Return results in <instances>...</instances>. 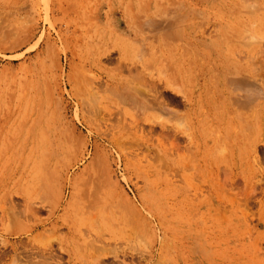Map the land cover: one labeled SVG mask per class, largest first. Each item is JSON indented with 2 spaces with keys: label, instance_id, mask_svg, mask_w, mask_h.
Here are the masks:
<instances>
[{
  "label": "rangeland",
  "instance_id": "1",
  "mask_svg": "<svg viewBox=\"0 0 264 264\" xmlns=\"http://www.w3.org/2000/svg\"><path fill=\"white\" fill-rule=\"evenodd\" d=\"M263 75L264 0H0V264H264Z\"/></svg>",
  "mask_w": 264,
  "mask_h": 264
},
{
  "label": "bare ground",
  "instance_id": "2",
  "mask_svg": "<svg viewBox=\"0 0 264 264\" xmlns=\"http://www.w3.org/2000/svg\"><path fill=\"white\" fill-rule=\"evenodd\" d=\"M203 73H204V72H203ZM205 74H206V73H205ZM236 75H237V74H236ZM247 75H248V74H247ZM259 76H260V75H259ZM261 76H262V75H261ZM263 76H264V75H263ZM230 79H231V78H230ZM261 79L263 80L264 78L262 77ZM202 81H203V79H202ZM232 81H233V80H232ZM234 82L236 83L237 81L234 80ZM234 82H233V83H234ZM202 83H203V82H202ZM229 83H231V81H229ZM233 83H232V85H233ZM235 83H234V84H235ZM239 83H240V82H239ZM237 84H238V82H237ZM240 84H241V83H240ZM244 84H245V82H244ZM242 85H243V84H242ZM244 86H245V85H244ZM201 91H202V90H201ZM263 92H264V91H263ZM263 92H261L260 95H261ZM243 95H244V94H242L241 96H243ZM245 97H246V96H245ZM260 97H262V95H261ZM260 97H259V98H260ZM263 97H264V93H263ZM263 97H262V98H263ZM242 98H243V97H242ZM247 98H248V97H246V99H247ZM246 99L244 98L243 100H240V101H242V102L244 101V103H245ZM249 99L251 100L250 96H249ZM235 100H236V99H235ZM250 100H249V102H250ZM249 102L246 101L247 104H249ZM262 102H263V101H262ZM244 103H243V104H244ZM260 107H261V106H260ZM253 108H254V107H253ZM258 109H259V108H258ZM257 112H258V111H257ZM259 112H260V111H259ZM254 113H255V112H254ZM252 114H253V111H252ZM256 114H257V113H256ZM250 115H251V114H250ZM260 115H261V114H260ZM256 116H257V115H256ZM9 117H10V116H9ZM5 119H6V118H5ZM8 119H9V118H8ZM12 119H13V118H12ZM14 120H15V119L12 120V123H13ZM252 120H253V119H252ZM1 121H2V120H1ZM249 121H251V120L249 119ZM5 122H6V121H5ZM8 122H9V121H8ZM252 122H253V121H252ZM2 123H3V121H2ZM19 124H22V123L20 122ZM251 124H253V123H251ZM3 125H4V123H3ZM22 125H24V124H22ZM22 125H21L20 127H22ZM5 126H6V125H5ZM2 127H3V126H2ZM2 127H1V125H0V135H1V132H2V129H1ZM7 127H8V126H7ZM20 127H18L19 130L21 129ZM254 127H255V126H254ZM25 128H26V127H25ZM262 128H263V126H262ZM9 129H10V127H9ZM12 129H13V128H12ZM256 129H257V128H256ZM259 129H260V128H259ZM13 130H14V129H13ZM15 130L19 131V130L17 129V127H16ZM15 130H14V132H15ZM17 131H16V132H17ZM26 131H27V130H26ZM28 131H29V130H28ZM16 132H15V133H16ZM11 133H12V132H11ZM15 133H14V134H15ZM24 133H25V132H24ZM26 134H28V132H26ZM10 135H11V134H10ZM17 135H18V133H17ZM20 135H21V134H20ZM29 135H30V134H29ZM3 136H4V134H3ZM23 136H24V138H25L26 135H23ZM6 137H7V136H6ZM8 137H10V136H8ZM13 137H15V136L13 135ZM256 138H257V136H255V140H256ZM1 139H4V137L1 138ZM13 139H14V138H13ZM20 139H21V136H20ZM20 139H19V140H20ZM263 139H264V138H263ZM4 140H5V139H4ZM8 140H9V138H8ZM25 140H27V139H25ZM252 140H253V138H252ZM258 140H259V139H257V141H258ZM11 141H12V140H11ZM2 142H3V141H2ZM16 142H17V141H16ZM20 142H21V141H20ZM23 142H24V141H23ZM6 143H7V142H6ZM14 143H15V142H14ZM18 143H19V142H18ZM18 143H17V144H18ZM24 143H25V142H24ZM24 143H22V144H24ZM255 143H256V142H255ZM3 145H4V146H7V144L5 145L4 143H3ZM24 145H25V144H24ZM24 145H22V146L24 147ZM0 146H1V145H0ZM13 146H17V145H13ZM8 147H9V146H7V148H8ZM27 147H28V146H27ZM262 147L264 148L263 145H262ZM7 148H6V149H7ZM12 148H13V147H12ZM21 148H22V147H21ZM1 149H2V148H1ZM1 149H0V150H1ZM3 150H4V149H3ZM10 150H11V149H10ZM13 150H14V149H13ZM15 150H16V148H15ZM15 150H14V151H15ZM19 150H21V149H19ZM21 151H22V150H21ZM2 153H3V152H2ZM0 154H1V153H0ZM0 156H1V155H0ZM5 156H6V155H5ZM8 156H9V154H8ZM11 157H12V156H11ZM39 224H40V223H39ZM39 226H40V225H39Z\"/></svg>",
  "mask_w": 264,
  "mask_h": 264
}]
</instances>
